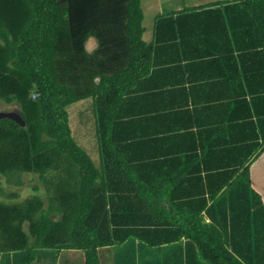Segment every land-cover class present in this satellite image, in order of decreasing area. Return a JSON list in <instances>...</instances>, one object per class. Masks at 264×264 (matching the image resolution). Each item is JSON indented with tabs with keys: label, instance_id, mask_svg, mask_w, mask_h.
<instances>
[{
	"label": "trees",
	"instance_id": "16d2710c",
	"mask_svg": "<svg viewBox=\"0 0 264 264\" xmlns=\"http://www.w3.org/2000/svg\"><path fill=\"white\" fill-rule=\"evenodd\" d=\"M227 1L243 15L238 35L264 33V0ZM206 10L212 21L215 8L204 5L158 15L156 40L168 23L173 34L161 40L184 43L182 26L200 22ZM142 18L141 0H0V100L16 102L25 121L0 118V177L55 175L49 178L55 193L46 198L36 192L19 202L0 198L1 258L32 264L53 249V258L74 250L82 252L81 264H104L135 258L128 245L139 243L141 264H264V204L250 186L248 165L238 171L251 152L238 155L237 169L206 170L207 181L219 182L198 189L183 184L191 173L202 182L198 170L166 160L170 153H140L147 140L137 132L120 134L139 116L123 107L137 92L132 84L154 62ZM89 37L97 43L91 51ZM234 47L248 46L235 41ZM238 56L240 101L257 92L252 81L264 69H244ZM88 97L98 165L69 125L67 106ZM251 103L248 113L259 116ZM260 132L252 150L264 144Z\"/></svg>",
	"mask_w": 264,
	"mask_h": 264
},
{
	"label": "crops",
	"instance_id": "0c3cea01",
	"mask_svg": "<svg viewBox=\"0 0 264 264\" xmlns=\"http://www.w3.org/2000/svg\"><path fill=\"white\" fill-rule=\"evenodd\" d=\"M158 1L145 0V6L154 7L153 4ZM202 5L215 8L213 19L209 21L211 11L206 10L201 15L200 22L183 25L182 31H187V40L184 43L179 39L174 42L161 40V37L173 34L168 23L159 28L160 38L156 40L155 19L158 15L166 12L176 15V12L182 9ZM141 7L143 11L142 4ZM148 15L143 11L142 38L146 42H152L154 62L153 66H150L149 74L137 78L132 84L137 92L123 107L126 111L139 113V116L124 125L120 134L137 132L136 134L144 137L141 139L147 140V143L140 145V153H170L166 160L183 166L187 171L198 170L197 175L203 177L202 182L199 179L195 181V173H191L187 174L191 178L190 181L183 183L198 189L206 187L209 182H219L217 178L207 181L206 175L211 172H205L206 170L237 169L238 155L251 152L238 171L248 165L250 186L259 192L264 204V144L261 149L252 150L253 143L261 141L260 128L264 129V71L252 81L251 87L257 92L245 94V100L237 99L240 89L237 69H242L238 55H241L244 69H264V33L255 28L252 31L247 30L244 36L238 35L237 23L243 15L237 12L232 1L227 0L192 6L179 3L176 7H170V10L160 7L148 12ZM146 19L148 21H145ZM201 26L212 31L201 30ZM195 27L198 28L192 32ZM89 39L86 49L91 51L94 47L89 49V46L94 44L93 37ZM235 41L248 47L239 51L234 47ZM226 69H229V74H226ZM80 100L77 101L80 103ZM251 102L258 109L259 116L253 112L251 115L248 113L251 110ZM88 104L91 109L95 144L89 150L83 148L86 152L93 153L87 152L97 165L100 155L95 132V113L90 97ZM226 161L229 163H224ZM204 195L207 197L206 192ZM203 216L209 221L205 213ZM128 246V253L135 251V258L122 257L115 260L117 262L109 258L105 259L104 264H141L143 247L139 243ZM56 260L57 264H63L59 257ZM128 260L131 261L123 263ZM35 262L44 264L41 258H36L32 264ZM53 262L55 261L51 259V264ZM15 263L14 259L6 260L0 256V264ZM65 264L72 262L68 259Z\"/></svg>",
	"mask_w": 264,
	"mask_h": 264
},
{
	"label": "rangeland",
	"instance_id": "374dc122",
	"mask_svg": "<svg viewBox=\"0 0 264 264\" xmlns=\"http://www.w3.org/2000/svg\"><path fill=\"white\" fill-rule=\"evenodd\" d=\"M141 4L143 6V11L145 15H148V12H153L157 9L162 7L164 10H170V7H176L177 4H187L189 6L203 4L210 1L215 0H159L157 3H154V7H146L147 4L145 0H141ZM152 1V0H151ZM149 17V15H148ZM145 21H148L146 19ZM91 39V38H90ZM88 40L85 43V47L88 49ZM92 47L89 46V49L95 47L96 40L93 38ZM78 101H74L67 106L68 114H69V122L72 129V135L75 140L85 149L89 150V148L93 147L95 144L94 138V128L92 127L91 122V109L90 105L88 104L89 97L84 98ZM19 106L16 102H4L0 100V112L1 111H17ZM79 126V127H77ZM90 154H93L90 151H87ZM92 157V156H91ZM98 165V164H97ZM53 172H48L44 178H40L37 173H30V172H20V173H12L8 177L2 176L0 177V198L5 199L8 201L16 200H23L28 196H31L33 192L38 194L42 197H47V194L50 192L51 194L55 193V186L52 185L49 178L55 179V175ZM21 181V182H18ZM49 188V190H48ZM54 250V249H53ZM53 250L49 252V254H45L40 256V258L44 261V264H51V259L55 262L53 264H57L58 261L56 260L58 257L63 261V264L69 259L72 264H81V255L79 258V253L82 254L80 251L69 250L67 252L58 251L55 252L56 258H53ZM66 255H70V257H66ZM65 258V260H64ZM38 262H35L37 264Z\"/></svg>",
	"mask_w": 264,
	"mask_h": 264
},
{
	"label": "water",
	"instance_id": "95a60500",
	"mask_svg": "<svg viewBox=\"0 0 264 264\" xmlns=\"http://www.w3.org/2000/svg\"><path fill=\"white\" fill-rule=\"evenodd\" d=\"M4 116L13 118L17 122H19L21 125H24V123H25L24 119L21 117V115L19 113V110H17V111H1L0 112V118L4 117ZM202 221L207 222V220L205 218H203Z\"/></svg>",
	"mask_w": 264,
	"mask_h": 264
}]
</instances>
